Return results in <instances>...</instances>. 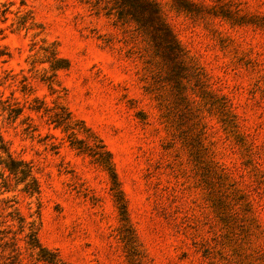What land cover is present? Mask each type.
I'll list each match as a JSON object with an SVG mask.
<instances>
[{
  "label": "rangeland",
  "instance_id": "obj_1",
  "mask_svg": "<svg viewBox=\"0 0 264 264\" xmlns=\"http://www.w3.org/2000/svg\"><path fill=\"white\" fill-rule=\"evenodd\" d=\"M154 1L0 0V264H264V0Z\"/></svg>",
  "mask_w": 264,
  "mask_h": 264
},
{
  "label": "trees",
  "instance_id": "obj_2",
  "mask_svg": "<svg viewBox=\"0 0 264 264\" xmlns=\"http://www.w3.org/2000/svg\"><path fill=\"white\" fill-rule=\"evenodd\" d=\"M112 3L111 9H116L119 18L124 21H133L140 31L147 33L153 45L157 44V49L164 55L173 57V60L181 58L182 50L179 48L170 28L161 16L160 9L154 0H109ZM170 59V58H169ZM102 149L103 146H98ZM99 158H109L108 152L97 153ZM13 162V161H11ZM26 167V166H25ZM29 172L23 171L24 176ZM50 263L53 260L49 261Z\"/></svg>",
  "mask_w": 264,
  "mask_h": 264
}]
</instances>
